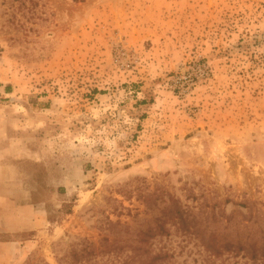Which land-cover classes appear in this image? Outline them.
Instances as JSON below:
<instances>
[{"label":"rangeland","instance_id":"374dc122","mask_svg":"<svg viewBox=\"0 0 264 264\" xmlns=\"http://www.w3.org/2000/svg\"><path fill=\"white\" fill-rule=\"evenodd\" d=\"M251 219L264 0H0V264H247L203 238Z\"/></svg>","mask_w":264,"mask_h":264},{"label":"trees","instance_id":"16d2710c","mask_svg":"<svg viewBox=\"0 0 264 264\" xmlns=\"http://www.w3.org/2000/svg\"><path fill=\"white\" fill-rule=\"evenodd\" d=\"M173 218L181 221L184 225L183 211H179ZM158 229L160 234L165 232V226L161 224ZM234 235L224 236L223 238H203L211 255L221 257L227 254H232L233 257H241L245 259L247 264H264V222L250 221L249 224L243 227H238ZM92 244H87L82 248H75L71 257L73 264H96L97 254L91 247ZM170 256L168 253L156 254L150 259H146L143 264H170Z\"/></svg>","mask_w":264,"mask_h":264}]
</instances>
